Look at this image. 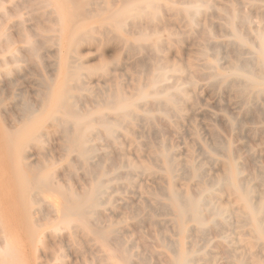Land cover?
I'll use <instances>...</instances> for the list:
<instances>
[{
    "label": "rangeland",
    "instance_id": "obj_1",
    "mask_svg": "<svg viewBox=\"0 0 264 264\" xmlns=\"http://www.w3.org/2000/svg\"><path fill=\"white\" fill-rule=\"evenodd\" d=\"M108 1L110 2V0ZM111 1L115 3L113 4L111 2V5H113L110 6V8L112 9L116 8L121 3L119 0ZM231 1L234 3L236 2L235 0H229L228 2L226 0L225 2L223 0H215V3H217V7L223 4L228 6V3ZM237 2L239 3L237 4V7H242L241 9L238 7V10L241 11V13H247L249 15V29L250 27L251 29L252 27H260L264 30V4H258L257 7H253L248 0H237ZM0 3V12L3 14V11H5V14L7 12V15H11H9L10 17L6 15L8 17L7 21V17L4 14V20H6L4 21L2 18L3 15L0 13V15H2V17L0 16V23H4L1 29L4 31L7 30L6 32L11 37L13 43H15L12 45V49H14L15 55L19 57V60L13 64V62H11V58H9L11 53H0V61L4 57H8V60L10 59L9 63H11L7 65L5 69L11 68L9 72L12 71L11 73H4L3 71H5V69L0 66V72L2 71L1 73H3V75L0 73L1 76H4V78L8 81L7 84L5 79L0 78L1 81L4 80L6 83L4 84V81H2V84L0 83V88H2L0 89V151L2 150L3 152H0V264H121L122 256L120 251L123 248L126 249L130 255V264H168L170 258L172 257V251H175L183 246H187L192 250H199L207 253L203 260L200 259L198 255H194V262L192 261L191 264H237L235 258H233L235 250H242V253L246 251V249L243 250L239 248V244H241L242 248L243 245H247L244 242L237 243L238 241H235V244L233 243V245H237V248L233 249V247H231V243H229V241L239 238L237 233V222H235L236 220L232 215L228 214L227 225H225L223 227L224 229L222 228L219 233L213 227H205L206 229L204 230V233H199L190 222L182 223L179 220L174 207L167 196V189L170 185L174 186L179 191L182 190L180 192L184 194H193L195 196H197L201 185L204 188H211L212 177L222 174L223 166L227 161V149H229V145L231 146V149L233 147L232 154L236 156L234 157V160L236 159L235 162L239 166L242 176H244V179L247 178L245 181H248L250 184L255 183L254 180H252L253 174H255V172L264 174V130L261 129L262 124L260 122L262 121L261 117H264V96L262 99L260 98L261 100L259 99V101H257L258 103L256 106L250 107L252 110H255L254 113H251L250 111L252 110L250 108L247 110L243 108L240 98L234 94L233 87L229 83L226 82L228 84L227 85L224 82L210 79L208 76L209 70L206 66H203L204 63H206V60L200 55V50L203 49H208L210 51V54L208 50L206 51L208 59H211L212 55L217 57L216 66L218 71L226 69L235 60V50L237 47L233 43H229V35H227L228 30L222 24L219 9L217 10L215 8H211L207 11L205 18L204 16L200 17L199 22L204 24L202 25L201 23H198L195 26L196 29L193 33L186 32L187 28L184 26L181 19L180 21H177L179 18L175 17V19L169 12L163 10V12H161L164 16H162V22L156 25V28L160 32H163L159 34L158 39H160V48L157 49L150 47L148 42H143L142 48H134V45H132L133 47H130L133 36L131 34H127V32L121 34L109 33L106 36L95 33L94 37H97V40L99 41L94 39L96 41L84 42L81 43V45L79 44L80 46L78 45L77 47V52H79L85 66L94 70L92 74L85 76V80L86 85H88L87 87L91 88L90 90H93V94L96 95V99L92 97L94 95L89 94L87 91L77 93L82 109L99 107V103H101L104 93L115 88H122L121 90L125 91L124 93L127 92L126 94L128 96L133 93L136 88L147 91L148 88L144 84L146 83V78L150 75L154 66L153 64L157 61L162 62V59L163 62H166L167 64L175 67L177 66V68H182L180 69L182 72H176L173 76L174 78L171 77L165 86L171 84L176 78L178 81L182 80V85L187 88V96L183 100H180L179 103L181 111L179 110L177 113L176 111L175 113L172 111L169 116H165L156 109H152L151 113L148 114L149 116H146L141 110H138L136 115L137 118L132 121V123L129 120L125 122V125L126 127L128 126L129 130L123 129L118 132V134L120 133L118 140L103 139L98 141V156L94 158V162L98 161V163L101 164L99 169H102V171L97 172V170L96 172L98 174H95V172L94 175L101 176V173L106 170L107 174L105 173L103 177L109 180L108 188L110 187V189L107 188L105 192L106 194L104 193L100 196L101 204L97 212H95L96 214L93 215L96 222L93 221V219L91 220V222L93 221L91 229H98L100 231L101 229H106L107 227L112 228L113 232L109 234L110 238H108L107 244L104 245L106 247L105 248L100 244L95 236L74 226V222H72L73 224L69 220V222H67V219L64 218L59 211H57V208L60 207L59 199L61 200V196L59 197L58 194L37 196L38 198L40 197L41 200L39 198V204L32 206L30 216L26 215V208L22 205V202H19V197L16 196L17 193L15 194L17 186L13 182L11 176L9 177V175H11L9 174L11 173V170L10 167H8L9 165H7L9 158L5 156V136L3 135L2 130H10L18 124V119L21 113L20 111L24 103L31 109H38L36 113L39 117L44 119L43 126L45 125L42 127L44 130L42 132L44 144L40 148L41 150L35 147L33 148V146L27 147V151H25L26 161L34 165L41 164L42 171L50 172L55 183L63 188L66 187L65 189H72V191L76 192H79V190L81 191L83 188L88 186L91 182L92 175H85L86 173L83 172L85 170L82 168L81 164L78 163L79 161L77 160L75 153L68 154L65 151L66 149L65 146L62 145L63 143L60 134L58 132H54L50 121L45 119L48 106L46 103H43L40 96V94H42L41 92L48 89L51 85H54L52 87H55L57 85L56 81H58L61 76L60 55L55 41L57 40L56 42H58V36L61 40L63 39L65 41L70 33V25L67 23L65 18H61L59 15L63 10L62 4L59 0H49L47 2L49 4H44V7L42 6V2L40 0H0ZM210 13H213V15H210ZM167 16H169V19ZM165 19L170 20L172 23L169 21L164 22ZM54 20L56 22H54ZM101 23H103V18L94 17L82 23L81 27H98ZM212 23H214V25ZM262 24L263 27H261ZM51 25L54 30L50 32L44 30L45 27H51ZM199 25L202 27L200 28ZM147 26L148 25L144 24V28L154 27ZM165 26L167 27V30ZM160 27L163 28L161 29ZM218 27L221 28L218 29ZM56 28H58L57 31H55ZM178 29H180L183 33L180 30L178 31ZM205 29L210 31V34L207 36H205ZM249 29L241 28L240 30H244L245 32L247 30L246 33L250 34L251 32ZM21 32L30 35L31 37L34 36L33 38L38 40V47L35 56L28 57L26 53H24L25 50L24 48L22 49L23 43L19 41ZM224 32L225 36H223ZM178 33L180 35H178ZM111 34H113V36ZM170 34H173V36ZM220 34L221 37L218 36ZM183 35H185V38H183ZM115 36H118V38H115ZM115 39L118 40L116 41ZM51 41L53 42L51 43ZM210 42L212 43L210 44ZM203 43H206L208 46H213V44L219 46L220 51L212 53L213 51L209 49L208 46L205 48ZM17 49L19 51H17ZM62 49L65 53V49ZM244 49L247 51L245 50L244 52ZM21 50H23V54ZM241 50L244 53L243 54L241 52L243 58L252 60L251 58H253L254 55L248 53V47H242ZM253 60H255V57ZM99 64H104V66L101 67L102 65L100 66ZM107 68L109 69L108 73ZM187 70L190 71L188 72ZM6 73H8V75H4ZM8 77L9 80L11 79L12 81H9ZM188 78L193 79L194 83L187 85L184 81ZM11 82H14L12 83L13 85L10 84ZM6 86L8 89L6 88L5 91L3 88ZM188 91L191 93H188ZM81 96H83V98ZM141 105L142 107H145L148 106V103ZM257 113H260L261 117ZM232 117H234L236 121L242 120V122L240 121L237 123L236 129H238H234L233 131L229 127L230 121L233 119ZM244 120L246 121L244 122ZM262 130L263 132H260ZM108 142H111L112 144H109ZM99 146L102 147L99 148ZM121 146L122 148H120ZM220 147L224 150V152ZM157 148L158 151L156 150ZM165 148L172 157H175H173V160L177 159L176 161L174 160L177 164L175 165L174 178L170 177V174L164 170V162L159 156V151ZM120 150L123 151L121 152ZM150 152H152L153 155ZM219 153L224 155H220V157L218 155ZM183 161L187 163L184 164ZM67 163L71 164V166ZM194 164L195 167H198L199 173L201 172V174L196 177L192 175V168L194 167ZM240 164L243 165V168ZM253 164H255V166ZM131 165L134 167L132 168ZM154 165L157 166L154 167ZM104 166L107 168L104 169ZM181 166L184 171L180 168ZM4 167L6 169L9 168V170H5ZM255 167H260V169H256ZM1 169L3 170L1 171ZM150 171L152 172L150 173ZM245 174H247V176H245ZM118 175L119 179H117ZM250 175L252 176L251 178L249 177ZM113 177L117 178L115 179ZM171 182L173 183L171 184ZM14 188H16V190ZM194 188H196V190ZM258 188L262 190L263 187L258 185ZM5 190L7 191L4 192ZM216 196L215 201H218L223 205H228L231 202L228 195L219 194ZM10 198L12 201L17 199V201L15 200L16 202L14 205L12 204L13 202ZM18 202L21 204L19 205ZM43 202L47 203L48 207ZM11 204L14 208L17 207V209L22 212L20 211V213L18 210L16 211V209L11 207ZM49 204L51 205V208ZM8 205H10V207ZM21 205L23 206L22 208ZM41 205L42 209L40 208ZM34 207L40 209L36 212ZM10 210L13 211L11 212ZM45 210L47 211L45 212ZM98 211L100 212L98 213ZM100 215H102L101 217L103 221L100 219ZM21 222L23 223L21 224ZM24 222H26L28 226H26ZM35 222L36 224H34ZM63 222L65 225L62 224ZM104 222L108 223L106 224ZM123 226L124 228L122 229ZM181 226L189 228L187 235H181L179 233L178 230ZM51 228H53V230ZM116 228L120 231H117ZM224 236L227 237L225 238ZM111 251L112 253H110ZM249 251L250 255H253L264 264V256L262 255L264 252L261 251L260 248L252 247ZM17 253H19V255ZM195 256L197 258H195Z\"/></svg>",
    "mask_w": 264,
    "mask_h": 264
},
{
    "label": "bare ground",
    "instance_id": "obj_2",
    "mask_svg": "<svg viewBox=\"0 0 264 264\" xmlns=\"http://www.w3.org/2000/svg\"><path fill=\"white\" fill-rule=\"evenodd\" d=\"M25 1H27V0H25ZM32 1H35V0H32ZM40 1L42 2V6L44 4L45 5L49 4V3H47L49 0L48 1L47 0H40ZM59 1L62 4V8H63V10L60 12L59 15L61 18H65L67 23L70 25V33L68 34V37L65 41L63 39L61 40V38L59 36H58V39H59L58 42H56L57 40L56 41L54 40L58 46V51H59V55H60L61 76H60L59 80L56 81L57 85L55 87H52L54 85H51L50 87H48V89L41 92L42 94H40V96H41V100L43 101V103H46L48 106V111L46 112L45 119L50 121L51 127L53 128L52 130L54 132H58L60 134L61 140L63 143L62 145H64L65 149H66L65 151L68 154L75 153L77 160L79 161L78 163H80L82 168L86 171V172L85 171H83V172L86 173L85 175H87V174L92 175L91 176L92 179H91V182L88 184V186L85 184L87 187L83 188L81 191L80 190H79V192L72 191V189L71 190L65 189L66 187L63 188V187L59 186L57 183H55L53 181V177H52L50 172H43L42 171L41 164L40 165L39 164L34 165V164L28 163V161H26L27 159L25 156V151H27L26 150L27 147L33 146V148L35 147V148L40 149L43 146L44 143H43L42 132L44 130L42 127H44L45 125L43 126L44 119L39 117L36 113L38 111V109L37 108L31 109L28 106H26L25 103L21 108V111H20L21 113H20L19 119L17 118L19 120L18 124L17 125L14 124L16 126L10 130H6V129L2 130V133L5 136L4 137L5 140L3 139L5 142V151H6L5 156L9 158V160L7 161L8 163L7 162L6 163H7V165H9L8 167H10V170H11V173H9L11 175H9V177L11 176L13 182L17 186V190H16V188H14L16 190V192L15 191L14 192H15V194L17 193L16 196L19 197V199H18V200H20L19 202H22V205L26 208L25 209L26 215L30 216L31 211H32V206L39 204L41 198L39 197L40 198V200H39V198L37 196H43L46 194H52V195L58 194L59 197L61 196V200L59 199L60 207L57 208V211H59V213H61L62 216L67 219V222H69V221L71 223L74 222V226L80 228L84 232L91 233L93 236H95L97 238V240L100 242V244L104 246L107 244L108 238H110L109 234L111 232H113L112 228L107 227L106 229H101L100 231L98 229H91V224L93 221H95L93 218V215L96 214L95 212H97V210L101 204L100 203L101 202L100 196H102L106 192V189L108 188V181H109L108 179H105L103 177L106 173V170L103 171V173H101V176L94 175V173L97 170H98L97 172L102 171V169H99L101 164L98 163V161H97L98 159L96 160L97 162H94V158L98 156V148H97V143H99L98 141H101L103 139L104 140H106V139L118 140V136L120 134V133L118 134V132L123 130V129L129 130L128 126L126 127L125 122L127 120H129L132 123V121H134L137 118L136 115H137L138 110H141L143 112V114L146 116H149L148 114L151 113L152 109H156L157 111H159L160 113H162L165 116L166 115L169 116L170 112H172V111L174 113H175V111H176V113L179 110L181 111V109H180L181 107H180L179 103H180V100H183L187 96V92H186L187 88L182 85L183 84V82H181L182 80L178 81V80H176V78L171 84H169L168 86H165V84L168 83L169 79L171 77H173L176 72H178V73L182 72L180 70L182 68H177V66L175 67L173 65L167 64L166 62H163V59H162V62L157 61L155 64H153L154 66L151 70V73L146 78V83H144V84L148 88L147 91L136 88L135 91L128 96L126 94L127 92L124 93L125 91L121 90L122 88L121 89L115 88V89L109 90V92L104 93V95L102 96V99H101V103H99V107H97V108L91 107L92 109H82L80 106L81 104L79 102V98L77 96L78 95L77 93L87 91L89 94L94 95V96H92L94 99H96L95 98L96 95L93 94V90H90L91 88L87 87L88 85H86V80H85V76L92 74L94 70L90 67L88 68L85 66L84 62L82 61L81 56L79 55V52H77L78 45L79 44L81 45V43H84V42L96 41L97 37H94L95 33L106 36L109 33L121 34V33L127 32V34H131L133 36V39L131 41L132 44L130 45V47L132 45H134L135 46L134 48H142V43L148 42L150 47H152L153 49H157V48H160V44H159L160 39H158V37L162 31L160 32L156 28L157 27L156 25H158L162 22L163 13H161V12H163V10L166 12H169L170 15L174 16V18L175 17L179 18V20H177V21H180V19H181L182 22L184 23V26L187 28L186 32H192L193 33V31L196 29L195 26L198 23H201V22H199L200 17L204 16V18H205L207 11L211 8H215L217 10L219 9V11L221 13V18H222V24L228 30L227 35H229V43L230 44L233 43L237 47L236 50L234 49L235 53H236L235 60H234V62H232L230 64V66L227 64L229 67H227L226 69L218 71L217 66H216L217 57L215 55L211 54L212 55L211 59H208L207 54H206L207 53L206 51L208 49H203V50H200V55L202 56L203 59L206 60V63H204L203 66H206V68L209 70L208 76L210 79H214V80L224 82V83H226V82L229 83L233 87L234 94H236L240 98L241 105L243 106V108H245L247 110L250 107L256 106L258 103L257 101H259L260 98L262 99V97L264 96V30L260 27H257V28L252 27V29L250 27L251 30L249 29V25H250L249 15L247 13H241V11L238 10L239 6L237 7V4H239V3L237 2V0H235L236 1L235 3L231 1L230 3H228L229 4L228 6L223 4L221 6L219 5L218 7L216 6L217 3H215V0H119V1H121L120 5L114 9L110 8V6L115 4L111 0H110V2L108 0H59ZM223 1L225 2V0H223ZM226 1L228 2L229 0H226ZM238 1H240V0H238ZM248 1L253 7H257L258 4L259 5L264 4V0H248ZM111 2L113 3L112 5H111ZM67 4H68V6H67ZM16 7H18V6H16ZM241 8L242 7H239V9H241ZM51 11H52V9H51ZM246 11H248V10H246ZM4 14H5V11H3V14H2L3 17H2V15H0L3 18V20L5 19L4 17L7 15V12H6L5 16H4ZM253 14H256V13H253ZM9 15L10 14H8L7 16L10 17L11 15L10 16ZM210 15H213V13H210ZM257 15H258V13H257ZM8 17H7V21H8ZM94 17L103 18V23H101L98 27H96V26H91V27H87V28L81 27L82 23H84L85 21H87L91 18H94ZM167 17L169 19V16H167ZM55 20H56V18H55ZM55 20H54V22H56ZM166 20L167 19H165L164 22H168V21L170 22V20H167V21ZM4 21H6V20H4ZM171 21H172V19H171ZM23 22H24V20H23ZM57 22H58V19H57ZM170 23H172V22H170ZM144 24L148 25L147 27H150V26H154V27L144 28ZM212 24L214 25V23H212ZM3 25H4V23H0V53H5V52L11 53V56L9 58H11V62H13V64H15V62H17L19 60L18 59L19 57H17L14 53V49H12V45L15 43H13L11 37L6 32L7 31L6 28H5L6 31L1 29ZM181 25H183V24H181ZM6 27H8V26H6ZM201 27L202 26H200V28ZM261 27H263V24ZM160 28L162 29L163 27H160ZM165 28L167 30L166 26H165ZM220 28L221 27H218V29H220ZM241 28L249 29V31L251 33L250 34L246 33L247 30H246V32L243 30L244 31L243 32L240 30ZM57 29L58 28H56L55 31H57ZM212 29H214V28H212ZM44 30H46L47 32H50V31L54 30V28H52V25H51V27H45ZM179 30L180 29H178V31ZM219 31H221V30H219ZM205 34H204L205 36L209 35L210 31L205 29ZM111 35L113 36V34H111ZM170 35L173 36V34H170ZM178 35H180V34L178 33ZM183 36L182 37L185 38V35H183ZM218 36L221 37V34ZM223 36H225V32H224ZM33 37H31L30 35H27L23 32L20 33L19 41L21 43H23L24 47L22 46V49L24 48V50H25L24 53H26V55L28 57L35 56L36 52H37L38 40H36ZM115 38H118V36H115ZM94 39H96V40H94ZM206 40H207V38H206ZM97 41H99V40H97ZM172 41H174V40H172ZM52 42L53 41H51V43ZM63 42H64V45H63ZM211 43L212 42H210V44ZM56 44H55V46H56ZM87 44H90V43H87ZM193 46H195V45H193ZM206 46H208V45H206V43H205L204 47L207 48ZM209 46H208V48L213 51L212 53L220 51L219 46H216L214 44H213L214 47L210 46L213 48H210ZM231 46H230V48H231ZM242 47H248L249 48L248 53L253 54L255 57V60H253L254 57L251 58L252 60H250L248 58H243L241 54L243 53V51L245 52L246 49H244L242 51L241 50ZM62 48L65 49V53L63 52ZM162 49H161V51H162ZM17 51H19V50L17 49ZM22 51L23 50H21V52ZM195 51H196V49H195ZM192 52L194 53L193 50H192ZM16 53H18V52H16ZM22 54H23V52H22ZM209 54H210V51H209ZM21 57H22V55H21ZM194 58H195V56H194ZM196 59H195V61H196ZM9 61H10V59L8 60V57L2 58V60L0 61V66H2L3 69H5V67L11 63V62L9 63ZM175 65H176V63H175ZM189 65H191V64H189ZM103 66H104V64L101 67H103ZM200 66H202V65H200ZM183 67H185V66H183ZM145 68H147V67H145ZM10 70H11V68L5 69V71H3V72L4 73L9 72ZM11 72H9V73H11ZM108 72H109V69H108L107 73ZM193 72H192V74H193ZM1 74L3 75V73H1ZM1 74H0V76H1ZM4 75H8V73H6ZM185 76H186V74H185ZM0 78L5 79L4 76H1ZM6 78H7V76H6ZM5 80H6V83L8 84L7 79H5ZM8 80H9V77H8ZM2 81H4V80H2ZM2 81L0 82L1 84L3 83ZM51 82H52V80H51ZM184 82L187 83V85H191L194 83L193 79H191V78L186 79ZM6 83L4 81V84H6ZM12 83H14V82H11L10 84H12ZM142 85H143V82H142ZM3 86H5V85H3ZM112 87H113V85H112ZM121 87H122V85H121ZM4 88H3V90L6 91L7 86ZM0 89H2V88H0ZM188 93H191V92L188 91ZM83 96H81V97L83 98ZM188 98H190V97H188ZM95 102H96V100H95ZM145 103H148V106L142 107L141 104H145ZM21 104H23V103H21ZM95 105H96V103H95ZM95 105H94V107H95ZM37 106H38V104H37ZM37 106H35V107H37ZM181 106H183V105H181ZM238 107H240V106H238ZM257 107H255V108H257ZM221 108H220V110H221ZM255 108H253V109H255ZM258 109H259V107H258ZM1 111H2V109H1ZM254 111L255 110H252L250 112L254 113ZM182 112H184V111H182ZM260 113H261V111H260ZM260 113H257V114H259V116L261 117ZM231 115H232V113H231ZM234 117H232V118L234 119ZM154 118H156V117H154ZM176 118H178V117H176ZM250 118H252V117H250ZM157 119H156V121H157ZM233 119H232V121H230V124H229V127L232 129V131L234 129H236L237 123H239L240 121L242 122V120H240V121L237 120L238 121L237 122L236 119H234V120ZM261 120H262V121H260L262 124L261 129L264 130V117L263 116L261 117ZM212 121H213V118H212ZM217 121H219V120H217ZM245 121L246 120H244V122ZM251 121H252V119H251ZM174 122H177V121H174ZM217 124H218V122H217ZM48 128H50V127H48ZM263 130L260 132H263ZM134 133H133V135L135 136ZM257 133H258V131H257ZM236 135H237V133H236ZM256 137H258V136H256ZM119 139H120V137H119ZM232 142H233V140H232ZM131 144H132V141H131ZM103 145H105V144H103ZM223 145H224V143H223ZM100 147H102V146H99V148ZM103 147H105V146H103ZM228 147H229V149H227L228 150L227 161H226L225 165L223 166L222 174H220L216 177H212V181H211L212 187L211 188H204L201 185V188H200L197 196H195L193 194L192 195L184 194V193L180 192L182 190L179 191L174 186L170 185L167 189V196L169 198V201L173 205L174 210H175L176 215L179 218V220L182 223L190 222L191 225L195 228V230L199 233H202V232L204 233V230L206 229L205 227H213L219 233V231L225 225H227L228 214L232 215L236 220L235 222H237V228H238L237 233L239 235V238H235L234 240L229 241V243H231V247H233V249H236L237 245H233V243L235 241H238L237 243L244 242L247 246L243 245V248H242L241 244H239V248H241L243 250L246 249V251H248V252L244 251L241 253L242 250L241 251L235 250V253L233 254V258H235L236 263L237 264H263L258 259H256L253 255H250L249 250H251L252 247H258L261 249V251L264 252V174L259 173V172H257V173L255 172V174H253V177L250 175L249 177L250 178L252 177V180H254L255 183L250 184L248 181H245V179L247 180V178L244 179V176H242L239 166L235 162L236 159L234 160V157H236V156L232 154L233 147H232V149H231L230 145ZM107 148H109V147H107ZM120 148H122V146ZM261 148H263V147H261ZM256 149H258V148H256ZM156 150L158 151V148ZM249 150H251V149H249ZM260 150H262V149H260ZM235 151H236V149H235ZM0 152H2V150ZM223 152H224V150H223ZM150 153L152 154V152H150ZM221 153H219L218 155L219 156L222 155ZM233 153H235V152H233ZM252 154H253V152H252ZM159 156L161 157L162 161L164 162V170L168 174H170V177L174 178L175 177V173H174L175 172V165H177L175 163V161L177 159L176 160L174 159L175 160L174 161L173 160L174 156L172 157L166 148L163 150L161 149L159 151ZM122 158H123V156H122ZM206 158H208V157H206ZM184 159H186V158H184ZM5 160H7V159H5ZM69 160H70V157H69ZM179 160H180V158H179ZM249 160H250V158H249ZM72 162H73V160H72ZM99 162H101V161H99ZM124 162H125V160H124ZM252 162H253V160H252ZM40 163H41V161H40ZM69 163H67V164H69ZM146 163H148V162H146ZM185 163H187V162H184V164ZM160 164H161V162H160ZM69 165L71 166V164H69ZM109 165H111V164H109ZM253 165L255 166V164H253ZM156 166L154 165V167H156ZM65 167H66V165H65ZM112 167H114V166H112ZM131 167L133 168L134 166L131 165ZM241 167L243 168V165H241ZM106 168L107 167L104 166V169H106ZM180 168H182V166ZM257 168L260 169V167H257ZM192 169H193L192 175L194 177L201 174V172L199 173L198 167H195V164H194V167ZM2 170L3 169H1V171ZM5 170H9V168L8 169L5 168ZM203 170H204V168H203ZM108 171H109V169H108ZM183 171H184V169H183ZM97 172L95 174H98ZM151 172L152 171H150V173ZM202 175H203V173H202ZM163 176H161V177H163ZM245 176H247V174H245ZM117 177H113V178L119 179V175ZM125 177H126V175H125ZM3 178H5V177H3ZM113 178H111V179H113ZM7 180H8V178H7ZM165 180H164V182H165ZM172 183L173 182H171V184ZM200 183H201V181H200ZM129 184H131V183H129ZM258 185L263 187L262 190H260L258 188ZM110 186H112V185H110ZM193 187H195V186H193ZM9 188H10V186H9ZM182 188H183V186H182ZM108 189H110V187ZM194 189L196 190V188H194ZM6 191L7 190H5L4 192H6ZM14 192H12V193H14ZM193 192H196V191H193ZM219 194L220 195L221 194L228 195L231 199V202L228 205H223V204L219 203L218 201H215V199L217 197L216 195H219ZM105 198H106V196H105ZM10 199H8V200H10ZM217 199H219V198H217ZM15 200L17 201V199H15ZM15 200L12 201V199H11V201L13 202L12 203L13 205L16 202ZM42 201H41V203H42ZM19 202H18V204H19ZM46 202H47V200H46ZM43 203H45V202H43ZM103 203H105V202H103ZM45 204L48 207V204L47 203H45ZM13 205L11 207H13ZM22 205H21V208L23 207ZM8 206L10 207V205H8ZM49 206L51 208L50 204H49ZM162 206H163V204H162ZM41 207H42V205L40 206V208ZM47 207H46V209H47ZM13 208H10V209H13ZM34 208H35L36 212L38 211V209H40L37 207H34ZM14 209H16V211L18 210L17 207ZM46 211L47 210H45V212ZM99 212L100 211H98V213ZM40 215H42V214H40ZM101 216L102 215H100V219H102ZM18 217H19V215H18ZM20 217H22V216H20ZM19 219H21V218H19ZM92 219H93V221L91 222ZM37 220H38V217H37ZM102 221H103V219H102ZM26 222H24V224H26V226H28ZM22 223L23 222H21V224ZM104 223L107 224L108 222H104ZM111 223H114V222H111ZM31 224H32V222H31ZM34 224H36V222ZM62 224H64V222ZM113 225H115V224H113ZM157 226H158V224H157ZM73 227H71V228H73ZM123 228H124V226L122 227V229ZM51 229L53 230V228H51ZM73 229H75V228H73ZM116 230L120 231L117 228H116ZM178 231L181 235L182 234L187 235L189 232V228L181 226ZM224 237L226 238L227 236H224ZM165 244H167V243H165ZM109 245H111V244H109ZM123 249H121V251H120V254L122 256L121 264H130V255L126 251V249H124V250ZM2 250H3V248H2ZM172 252H173L172 257L170 258L168 264H191L192 261L194 260V255H198V257H200V259H202V260L207 255V253L204 251L192 250L191 248H188L187 246H183V247H181L175 251H172ZM110 253H112V251ZM17 254L19 255V253H17ZM225 254H227V253H225ZM245 254H247V255H245ZM262 255L264 256L263 253H262ZM195 258H197V257L195 256ZM205 263H206V261H205Z\"/></svg>",
    "mask_w": 264,
    "mask_h": 264
}]
</instances>
